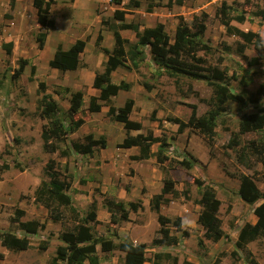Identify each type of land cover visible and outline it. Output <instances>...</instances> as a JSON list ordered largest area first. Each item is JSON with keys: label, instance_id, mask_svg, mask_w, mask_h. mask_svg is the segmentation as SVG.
Returning a JSON list of instances; mask_svg holds the SVG:
<instances>
[{"label": "rangeland", "instance_id": "rangeland-1", "mask_svg": "<svg viewBox=\"0 0 264 264\" xmlns=\"http://www.w3.org/2000/svg\"><path fill=\"white\" fill-rule=\"evenodd\" d=\"M97 1L99 6L96 9V14L110 13L117 7L111 0ZM127 1L125 0L123 7H126ZM139 1V8L129 11L126 19L132 24L137 23L138 25H147V27L162 23L164 31L171 39L176 27L187 25L192 31H197V23H202L205 29L201 38L213 50L205 56L199 52L198 56L203 57L207 65H219L218 67L225 70L228 76L235 77L230 82V91L236 94L241 93L243 98L248 99L260 85L264 86V55L263 60L257 66H249L248 61L257 55L254 45H247L244 52L239 53L237 46L242 40L237 36L227 34L219 19L215 17V11L219 8L221 1H225L231 7L230 16L244 14L245 21L243 23L238 24L232 21L230 24L243 32L259 34L264 54V30L260 28L264 22L254 16L261 9L264 10V0H181V5H178L175 0L171 8L157 7L150 14L145 13L146 6L150 1ZM166 1L163 0L162 5ZM2 4L4 3L0 2V7ZM63 4L65 12L71 14L70 2ZM48 17L51 18L49 13ZM195 18L198 22L197 20L194 22ZM20 19L23 17L21 16ZM24 19L27 20L24 23L22 21L12 23L7 7L0 10V39L3 36L0 40V50H2L3 39L4 42L12 43L11 55L0 57V233L7 232L19 238L26 237L30 247L25 251L15 252L0 245V264H51V259L55 256V249L62 244L59 235L64 229L71 227L72 222L68 220L54 222L48 217L47 211L43 207L33 203L36 188L42 181L48 180L44 168L49 160L55 161L62 174H64V168L67 167V174L71 176V187L67 194L80 217H85L92 210H95L96 219L99 217L98 224L93 226L94 239L102 236L110 239L114 244L123 239L130 240L122 236L123 234H118V231L113 228L114 225L108 218L110 214L105 200L111 199L122 203L116 200V192L122 186L127 190L131 183L140 189V187H144V179L139 177L138 161L123 160L118 155L110 161L109 159L114 153L113 150H107L105 156L108 158L106 159H102L103 157L98 155V149H95L94 151L97 153L92 155L70 152L67 157H62L60 152L67 149L68 142L75 141L69 138V133L65 143H56L53 140L47 143L43 142L41 133L48 126V120L40 116V99L43 94L54 99L59 114L66 117V126L78 119L83 122L89 121L90 129L94 135L98 134L100 138H104L102 133L109 132L110 123L107 121L106 115L98 114L92 117L87 110L81 111L76 116H67L66 107L69 102V94L64 92L63 87L59 86V82L54 80L48 71L42 69V65H45V58L48 57L50 49L53 47L52 44L60 34L58 32L52 34L47 51L38 54L40 70L36 71L34 34L42 30H38L36 25H32L33 18ZM76 32V30H71L69 34L75 35ZM85 33L90 35V31L86 30ZM108 35L111 37L110 33ZM67 38L69 39L70 36ZM68 46L69 43H66L67 48ZM87 47L91 49L93 44L90 43ZM145 50V58L137 71L138 73H135L134 80L137 84L146 82L155 88L153 90L156 100L155 109H161L164 118L178 117L187 121L190 115L188 105L194 104L197 107V116H202L209 109L207 101L212 95L206 83L179 77L176 86L173 78L166 75L156 77L155 72L158 70L152 63L148 50ZM19 58L26 59L28 64L19 78H12ZM218 59H222L221 62ZM39 82L45 84L44 93L38 91L37 84ZM112 83L117 84V78L112 80ZM263 105L264 96H260L257 103L248 101L244 107L235 102L225 103L223 105L224 112L218 116L216 121L211 154L207 139L198 130L186 129L184 138L179 140V145L182 143L185 146L178 148L175 142L176 131L170 132L161 128L166 138L173 137L172 140H169L166 153L171 162L170 164L166 162L163 167L172 168L169 169L168 176L175 182L174 189L179 194L177 198L167 195L171 200L163 207V213L172 221L176 218L181 219L180 230L169 225L170 234L178 237L180 241L175 246L152 244V240L160 238V235L149 202L154 195L161 192L162 186L159 191L147 193L143 200L133 199L132 203L140 202L141 205L144 203V207L141 206L135 213L129 211L133 222L136 221L141 225L137 228H134L135 225L132 227L123 226L125 231L121 232L129 236L130 239L134 238L145 243L147 264H183V262L213 264L217 258L220 259L219 264H249L245 252L236 250L234 244L239 230L250 228L253 225L255 221L253 208L261 201L254 205H247L238 200L232 178H236L244 172L257 180L258 187L264 193V168L253 155H250L248 149L246 163H244L247 166L239 164L237 158L238 149L250 146L251 142L249 141L264 143V130L239 136V146L235 149H227L226 145L230 141L231 133H237L238 122L242 114L252 113ZM190 141L193 154L200 160L204 158V161L193 162V168L189 170L175 167L176 161H180L190 154L186 148ZM51 143L58 147V151L50 152ZM205 152L207 154L206 161ZM190 155L192 156V154ZM155 165L161 171V167L158 164ZM104 175L107 180L103 184ZM207 179H211L215 183L207 181ZM205 184L216 188V197L221 203L218 217L221 220L224 236L221 241L215 244L204 241V247L200 248L197 241L201 239L203 230L198 223L200 208L196 205V201ZM183 191H187V199L182 196L181 192ZM142 192L141 190L143 195L144 192ZM110 193L113 194L109 195ZM150 196L152 197L149 198ZM148 200L149 202H147ZM122 204L125 209H128V204ZM91 205H94V209ZM16 210L24 212V216L19 219L20 222H37L42 228L35 234H26L16 223L12 222L16 216ZM60 211L70 219L71 214L68 209L60 208ZM113 215L118 217L119 211L114 210ZM183 231L188 233L187 237L181 236ZM42 244L47 245L45 251H40L38 248ZM96 248L99 249V246L96 245ZM246 248L251 252L252 260L256 264H264V239L259 243L247 245ZM98 251L100 257L111 256L110 258L114 260L112 262L109 259L106 261L107 264H122V252L118 250L113 251L114 253ZM233 252L236 254L234 257L231 256ZM108 254L110 255L108 256ZM157 254L162 257L155 260L154 255ZM164 255L166 256L164 257ZM58 264L63 263L58 262Z\"/></svg>", "mask_w": 264, "mask_h": 264}, {"label": "trees", "instance_id": "trees-1", "mask_svg": "<svg viewBox=\"0 0 264 264\" xmlns=\"http://www.w3.org/2000/svg\"><path fill=\"white\" fill-rule=\"evenodd\" d=\"M44 1L32 0V7L38 26L45 30H50L54 26V20L48 18L46 15L43 8ZM147 1H150L145 9V13L147 14L152 13V10L157 7L169 9L172 7L173 2H175V0H167L162 5L163 0ZM111 2L117 6L122 4V0H111ZM48 3H53V0H48ZM176 3L178 5L182 4L181 0H177ZM139 6V0H128L125 8L117 9L113 12L112 18L101 19V27L107 29L113 37V46L110 51L101 49L99 46L102 38L100 32L98 33L95 42L96 51L103 52L107 56V60L104 64L103 71L96 73L93 80V87L99 90V96L90 99L87 110L89 113H98L101 110V106H107V117L111 121L125 123L126 125L129 124L128 115L132 110L133 101L127 100L122 108H114L111 104V99L117 95L119 90H129L130 85L125 83L114 85L111 83L110 76L117 68L138 73L137 71L145 58V49H147L152 63L158 70L155 72L156 77L166 75L173 78L176 86L178 85L179 77H185L195 81H204L211 89L212 95L207 101L209 109L202 116H197V107L191 104L188 105L190 115L187 121H183L178 117H166L165 119V121L177 125L176 134H182L186 129H194L198 130L199 133L201 132L207 139V145L211 154L216 121L218 116L224 112L223 105L229 101L238 103L241 107H244L248 101L257 103L259 97L264 96V86L260 85L257 91L248 99L243 98L244 96L241 93L236 94L230 91V82L235 77L233 75L228 76L225 70L218 67L219 65H207L205 59L198 56L199 52L205 56L209 55L213 50L201 38L205 27L200 22L196 25V27L198 26L197 31H192L187 25L176 27L172 39L166 34L164 25L161 23H157L151 28H143V30H139L138 24H131L130 29L135 33L138 41L134 45L129 44L119 34L116 22H122L129 11L139 8ZM230 9L231 7L225 1H221L219 8L215 11V17L219 19L227 34L237 36L242 40L237 46L239 53H243L247 45H254L257 55L248 61V65L257 66L263 60V49L259 34L243 32L231 26L230 23L232 21L243 23L245 21V15L239 14L232 17L229 15ZM254 16L259 17L264 22L263 9L258 11ZM195 20L197 18L194 19V22ZM45 38L46 32H37L34 34V40L38 50L43 48ZM1 48L6 56L11 55V42L2 43ZM84 48L85 41L82 40H77L66 50L58 46L52 58L49 60L48 66L56 69L59 74L74 71L80 66L79 55L83 53ZM221 60L218 59L220 62ZM27 64L28 61L26 59L19 58L12 78H19ZM141 85L148 92L153 88L152 85L146 82L141 83ZM37 87L38 91L44 93L45 84L43 82H39ZM64 92L70 96L67 116L71 117L82 106V94L80 92H70L67 88L64 89ZM40 105V116L48 120L47 128L43 129L41 133V138L44 143L50 140L56 143H65L67 134L74 132L81 125V121L77 120L71 122L69 126H66V117L64 118L59 114L58 106L49 95H42ZM154 114L155 111H153ZM262 130H264V105L255 109L252 113L242 114L238 122V132L231 133V138L226 148H237L239 146L240 135ZM153 143H158V150L154 155L150 153V145ZM131 146H137L139 148L138 155L130 158L132 161L148 160L154 156L163 174L161 192L154 195L149 202L151 211L157 216L156 220L159 225L158 234L160 235V238H154L152 240V244L155 246H175L179 240L178 237L170 234L169 225L176 230H180L181 219L176 218L172 221L159 212L162 204L170 202V199L165 198L166 195H171L172 198H177L179 195L174 189L175 182L168 176L169 169L172 168L168 169L163 167L166 162L168 164L171 162L166 154L169 147L167 138L163 133L160 137L154 138L152 133L148 132L146 135H137L135 137L127 136L124 142L118 147L129 148ZM95 148L104 149L105 140L103 138L95 140L92 135H87L83 140L69 141L67 149L61 151L60 155L67 157L70 152L80 155H92ZM247 149L250 155H253L255 160L260 162L264 168V143H251L248 147L238 149V162H243V159L247 156ZM49 150L50 152H55L58 151V147L51 143ZM193 162L197 163V160L190 154H187L186 157L175 162V167L178 166V168L189 170L193 168ZM63 171L64 174L58 170L54 160H49L44 168V173L48 180L46 182L42 181L38 185L33 199L35 205H40L47 211V215L52 221L63 222L64 220H68L72 222L71 227L64 229L60 233L59 240L62 242V245H59L55 249V256L51 259V264H58V262L63 264H98L96 245L99 246L102 253H110L115 250L122 252V264H144L148 262L145 257L146 245L144 243L133 244L123 239L119 243L114 244L110 239L102 236L94 239L93 226L98 224L95 210L88 212L85 217H80L73 206L70 196L67 194L71 187V176L67 174V167ZM237 177L239 180V198L248 205H254L261 201L253 208V214L256 218L255 223L250 228H242L238 232L234 244L236 250L245 252L249 264H256L252 260V254L247 250L246 246L250 242L264 237V195L261 194L257 186L248 176L241 174ZM181 193L185 199L188 198L187 191ZM105 203L108 207L111 223L113 224L127 221L129 211L135 213L142 206L140 202H130L128 203V209H125L122 203H117L111 199H106ZM220 204L215 190L207 184L203 185L199 193V198L196 201V205L200 208L198 223L203 230V240L216 243L224 236L223 230L221 229V220L218 217ZM91 207L94 209V205H91ZM60 208L68 209L71 214L70 219L60 211ZM114 210L119 211L118 217L113 215ZM15 215L12 222L16 223L26 234H35L42 228L37 222H20L19 219L24 216V212L21 210H16ZM181 236L187 237L188 233L183 231ZM203 240L200 239L197 241L198 247H204ZM0 245L15 252L25 251L30 247L29 240L26 237L19 238L7 232L0 233ZM38 248L40 251H45L47 245L42 244ZM231 256H236L235 252L231 253ZM161 257L162 255L159 254L154 255L155 260ZM219 263V258L213 262V264ZM183 264L191 263L183 262Z\"/></svg>", "mask_w": 264, "mask_h": 264}, {"label": "crops", "instance_id": "crops-1", "mask_svg": "<svg viewBox=\"0 0 264 264\" xmlns=\"http://www.w3.org/2000/svg\"><path fill=\"white\" fill-rule=\"evenodd\" d=\"M103 1H106V0H103ZM0 2L4 3L0 7V10L7 7L8 11L10 12V16L12 18V23H15L17 21H22L24 23L25 21H27L24 18H27V17L29 19L33 18L32 25H36V28L38 30H42V31H38V32H46V38L44 41L43 48L41 50H38L36 47V71L40 70L39 69L40 66L38 65L39 60L37 58L38 54L45 53L47 51L49 39H50V36L52 34H55L56 32H58L60 34V36L58 38H56V40L52 44L53 47H52V49H50L48 57L45 58V65L44 64L42 65V69L44 71H48L50 76L53 77L54 80H57L60 84L59 86L63 87V89L67 88L70 92H80L82 94V106H81L80 110L74 114V116L81 113V111L87 110L90 99L93 97L97 98L99 96V90L93 87V80H94L96 73H101L103 71L104 64L107 60V56L103 52L96 51L95 42H96V38H97L98 33L100 32V35L102 38L101 42H100V46H99L101 49H105V50L110 51L112 49V46H113V37H112V35H111V37L108 35V33H110V32L107 29L101 27V24H100L101 19L102 18H109L110 19V18H112L113 12L115 10L125 8V7H123L125 0H122V4L120 6L115 5L117 7H115V9L112 10L110 13H102L101 12L100 14H96V9L99 6L98 5L99 2L97 0H61V1L53 0V3H48V0H45L44 6H43L44 11H45L47 16L49 13V15L51 16V19L54 20V26L50 30H45V29L40 28L38 26L36 16L34 13V9L32 7V0H12V2H11V0H0ZM62 2L66 3V4H67V2H70V13L71 14H68L65 12L66 9H64V7H63L64 4ZM127 4H128V1H127ZM33 13H34V16H33ZM21 16L23 17V19H20ZM126 18H127V14L125 15L124 20L122 22H116L117 27H118V32L122 38H124L128 41L129 44L134 45L137 43L138 40L136 38L135 33L130 29V25L132 24V22L128 21V19H126ZM257 18H259V17H257ZM133 24H137V23H133ZM238 24H241V23H238ZM138 27H139V30H143V28H151V27H147V25L146 26L145 25H138ZM260 28H262L264 30V24L262 26H260ZM71 30H76L77 31L76 34L75 35L69 34V32ZM86 30L90 31V35H87L85 33ZM93 31H95V33H93ZM67 36H70V38L68 39ZM2 37L0 40H2ZM77 40L85 41L84 51H83V53H81L79 55L80 66L76 70L65 72L64 74H62L60 76L59 72L56 69L50 68L48 66V62L52 58V56H53V54L56 51L58 46L61 47L63 50H66L67 49L66 43H69V46H70V45L74 44ZM2 43H4V39H3ZM2 43H1V45H2ZM90 43L93 44V48L88 49L87 45ZM263 47H264V42H263ZM4 55H5L4 51L0 50V57H2ZM116 76H118V77H116ZM56 77H62V78L57 79ZM116 78H117V84L112 83V80H114ZM134 78H135L134 72H132V71L129 72V71H126V70H123L120 68L115 69L111 73V76H110L111 83L114 85H118L121 83H125V84L130 85L129 90H127V91L119 90L117 95L111 99V104L114 108H122L125 105L127 100L133 101L132 110H131L130 114L128 115L129 124L126 125L125 123L111 121L107 117V111H108L107 106H101V110L98 113H90V115L92 117H95L98 114L99 115L100 114L106 115L107 121L110 123L109 130H108L109 132L105 131L104 133H102L104 135L103 139L105 140V148L104 149L95 148V149H98V155H100L101 158L103 157L102 159L108 158V156H105L106 152H108L107 150H113L114 151L112 158L109 159L110 161L114 160L113 158H115L116 155L121 156L123 160L124 159L128 160L132 156L138 155L139 148L137 146H131L129 148L118 147L120 144H122L124 142V140L126 139L127 136L135 137L137 135H146L148 132H151L152 136L154 138H157V137H160L162 134L161 128L167 129L170 132H174L177 129V125L165 121L166 117L165 118L163 117V112L161 109H155V101L156 100H155V95L153 93V90H155V88H152V90L148 92L142 87L141 83L137 84L135 82ZM69 99H70V97H69ZM52 100L54 101V99H52ZM68 109H69V102H68V105L66 107V111ZM153 111H155L154 115H153ZM87 112H88V110H87ZM150 114H152V115L150 116ZM149 117H150V119H149ZM80 121H81V125L79 126V128L77 130H75L74 132L69 133V138L71 140H83V138L87 135H92L95 140L100 139L99 135L97 134L95 136L93 131L90 129L89 121H87V122H83L82 120H80ZM236 132H238V129ZM255 132H259V131H255ZM255 132H248V133H255ZM240 136H242V135H240ZM183 138H184V133L177 134V138H176L175 142L177 143L178 148H181V146L184 148V146H185L184 144L181 143L179 145V140H181ZM169 140H172V138H170V136L167 137L168 143H169ZM249 142H251L253 144L254 143H256V144L260 143V141H257V142L256 141H249ZM191 143H192L191 141L188 142V144L186 145L187 146L186 148L190 152V154H192V156L194 158H197L192 152ZM251 143H249V145ZM94 150H93L92 154L97 153V151H94ZM157 150H158V143H153L150 145V153L152 155H154L157 152ZM205 150H206V148H205ZM246 157H245V159H243V162H238L239 164L244 165V167L247 166V164L246 165L244 164V163H246ZM196 160H197V162H198V160L200 162H203L204 158L202 160L197 158ZM206 160H207V154L205 152V161ZM138 163H139V167H138L137 171L139 173V177H142L144 179V187H142V188L140 187V189H139L138 187L136 188L133 185V183H131V186L127 190H125V187L122 186L116 192L115 198H116V200H118L124 204H128L130 202H133L132 200L135 198H140L141 200H143V197L145 198V195L147 196V193H149L150 191L155 192V191H157V190L159 191L161 189L163 175H162L160 169H158L155 165V164H157L155 157L152 156L148 160L138 161ZM258 163L262 166V164L260 162H258ZM242 175L248 176L254 182V184L257 186V188L261 192V194L264 195V193L261 191V189L257 185V180H255L252 176H250L244 172L242 173ZM170 176H171V173H170ZM232 179H233L234 184H235L236 197L238 200H241L238 196V189H239L238 177L232 178ZM106 180H107V178L105 179V175H104L103 180H102L103 184L105 183ZM207 181L215 183V181H213L211 179H207ZM211 187L214 190L216 189L213 186H211ZM141 190L144 192L143 195L141 194ZM112 194L113 193H110L109 195H112ZM151 197L152 196H150L149 198H151ZM165 198L171 200V198H168L167 195L165 196ZM147 202H149V200ZM164 206H166V204H162L160 206L159 212L161 215L169 218L167 215H165L163 213V207ZM143 207H144V203H142V208ZM151 212L154 213L153 211H151ZM154 215H155V220H156L157 216L155 213H154ZM253 217L256 221L254 214H253ZM108 218L110 219V216ZM96 220L98 221L99 217H97ZM255 221H254V223H255ZM156 222H157V220H156ZM113 225H114L113 228L116 231H118V234H123L122 236H124L125 238H128L130 240V242H132L133 244H140L141 243L137 239H134V238L130 239L129 236H127L126 234L121 232L122 230H124L123 228H125L123 226L132 227L133 225H135L136 227H134V228H137L138 226L141 225L140 223H137L136 221L133 222L132 215L130 212L128 213V220L127 221H121V222H119L117 224H113ZM158 228H159V225H158ZM158 228H157V230H158ZM202 234H203V232H202ZM201 239L203 240L202 237H201ZM263 239H264V237L262 239H258L256 241L250 242L248 244V246L251 244H254V243H259ZM221 240H219V241H221ZM204 241L206 243H212L210 241L203 240V244H204ZM96 250H97V256H98V264H107L106 261H108L109 259L112 260V262L114 261L112 258H110L111 256L107 257V258H104L103 256L100 257L99 253H98L99 252L98 250H100V249L96 248ZM110 253H114V252L112 251ZM109 255L110 254H108V256ZM122 258H123V255H122ZM188 263H190V262H188ZM144 264H147V262H145ZM191 264H194V263H191Z\"/></svg>", "mask_w": 264, "mask_h": 264}]
</instances>
